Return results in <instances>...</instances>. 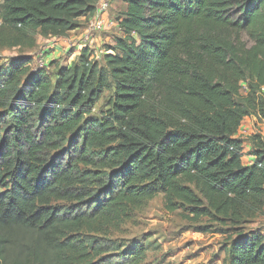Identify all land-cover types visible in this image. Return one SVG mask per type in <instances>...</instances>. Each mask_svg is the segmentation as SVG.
Segmentation results:
<instances>
[{
	"label": "trees",
	"instance_id": "1",
	"mask_svg": "<svg viewBox=\"0 0 264 264\" xmlns=\"http://www.w3.org/2000/svg\"><path fill=\"white\" fill-rule=\"evenodd\" d=\"M99 0H0V49L65 38ZM103 63L0 67V264H146L123 227L162 195L227 264H264V0H120ZM85 20V21H84ZM105 91L110 108L93 111ZM214 225L219 228H214Z\"/></svg>",
	"mask_w": 264,
	"mask_h": 264
},
{
	"label": "rangeland",
	"instance_id": "2",
	"mask_svg": "<svg viewBox=\"0 0 264 264\" xmlns=\"http://www.w3.org/2000/svg\"><path fill=\"white\" fill-rule=\"evenodd\" d=\"M124 5L116 1L109 12V19L115 21L123 14ZM84 25L65 38L36 36V47L32 49L4 48L0 49V67H6L12 59L20 56H30L33 59V67L46 68L54 71L56 65L70 66L77 60L81 51V35L84 33ZM120 28L110 29L98 33L94 38V46L91 49V58L103 63L105 51L115 45V39L121 37ZM79 44V47H78ZM81 46H84L82 44ZM112 91H105L96 105L92 117L100 119L110 108ZM255 133L261 127L249 124ZM264 137V135H263ZM244 143V164L254 162L251 157L253 145L250 135L242 134L239 137ZM208 225L207 220L198 224L184 218L182 212L169 213L164 208L163 196L160 195L149 205L138 212L134 218L125 224L121 238L138 240L146 245V264H227L226 236L220 233H201L198 226ZM214 228H219L214 225ZM246 232H261L264 234V216L252 221Z\"/></svg>",
	"mask_w": 264,
	"mask_h": 264
},
{
	"label": "built area",
	"instance_id": "3",
	"mask_svg": "<svg viewBox=\"0 0 264 264\" xmlns=\"http://www.w3.org/2000/svg\"><path fill=\"white\" fill-rule=\"evenodd\" d=\"M118 0H99L96 7L94 16L86 23L84 33L81 35L80 47L85 49H93L94 38L98 33H102L111 27H118V22L109 19V12L113 8L115 2ZM120 1V0H119ZM85 21V20H84ZM78 31V30H77ZM73 33V32H72ZM84 44V46H81ZM79 47V44H78ZM264 92V89H263Z\"/></svg>",
	"mask_w": 264,
	"mask_h": 264
},
{
	"label": "crops",
	"instance_id": "4",
	"mask_svg": "<svg viewBox=\"0 0 264 264\" xmlns=\"http://www.w3.org/2000/svg\"><path fill=\"white\" fill-rule=\"evenodd\" d=\"M125 8H126V5H124L123 10H125ZM121 36H123V33H122ZM249 124H251L252 126L255 125L257 127H261V130L262 129L264 130V123H258L257 119L255 117H247L243 121V124H242V126H241V128L239 130V133H238L237 137H240L242 134L250 135V137L254 136V135H261V136L264 135V133L261 132V131L259 133H255L254 130H251V128L249 127Z\"/></svg>",
	"mask_w": 264,
	"mask_h": 264
}]
</instances>
